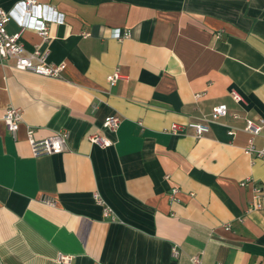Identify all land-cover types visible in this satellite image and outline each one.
Returning a JSON list of instances; mask_svg holds the SVG:
<instances>
[{"label": "crops", "instance_id": "0c3cea01", "mask_svg": "<svg viewBox=\"0 0 264 264\" xmlns=\"http://www.w3.org/2000/svg\"><path fill=\"white\" fill-rule=\"evenodd\" d=\"M37 2L64 17L47 41L14 20L7 31L63 68L46 78L0 62V113L22 111L15 138L0 124V264H264V212L247 211L254 188L264 205V160L244 152L245 120H264V0ZM220 103L239 119L201 139L168 133ZM112 115L114 134L102 129ZM27 127L36 139L65 129L66 150L34 158ZM93 133L114 144L92 145ZM253 144L264 150V125Z\"/></svg>", "mask_w": 264, "mask_h": 264}, {"label": "built area", "instance_id": "2783aa9c", "mask_svg": "<svg viewBox=\"0 0 264 264\" xmlns=\"http://www.w3.org/2000/svg\"><path fill=\"white\" fill-rule=\"evenodd\" d=\"M16 21L21 30L31 29L41 37L45 42L49 38L50 24L64 22V17L61 13L51 6L42 5L37 0H20L15 6L14 10L5 11L0 7V62L12 61V68L17 71H25L37 76L46 78H58L63 65H52L47 63L46 55L42 54L38 47L32 50H27L21 39V32L9 33L7 25L10 21ZM83 37H88V33H83ZM130 37V33L121 32L118 29L112 30V38L122 40ZM121 79L119 71L116 69L113 73L107 76V82L114 85ZM229 97L235 104H241L243 98L235 90H231ZM231 117L233 120L239 119L235 114H229L227 105L220 103L215 105L211 112L204 116L199 122L188 124L173 123L167 130L172 136H187L190 135L194 139H201L210 131V125L219 123L222 119ZM22 122V111L12 105L5 108L4 112L0 113V124H4L10 135L15 138L16 133L20 128ZM120 124V118L116 115L107 117L102 125V129L110 134H114ZM264 125L263 119L258 120H245L244 130L249 133L250 138L248 144L244 148V152L250 156L264 160V150H258L253 144V138L257 136ZM34 130L32 127L26 128L27 143L30 148L31 155L34 158L42 156L58 155L66 150V144L69 133L65 129L59 130L57 133L50 137L43 139L34 138ZM235 129L230 128L228 135L233 136ZM89 142L92 145L100 146L102 148L111 147L114 141L107 136H102L99 133H93L89 137ZM249 181H243L241 185L245 186ZM177 190H173L174 195ZM263 194L262 189L254 188L251 202L247 211H263L264 205L261 201ZM94 200L97 204L104 206L102 199L95 194ZM45 203L53 205L54 201L45 199ZM110 208L104 206V215L107 218L112 217ZM178 250L173 247L172 256L178 257ZM60 263L69 264L70 257L60 255L58 257ZM191 264H206L199 256L191 257ZM221 264V263H215Z\"/></svg>", "mask_w": 264, "mask_h": 264}]
</instances>
